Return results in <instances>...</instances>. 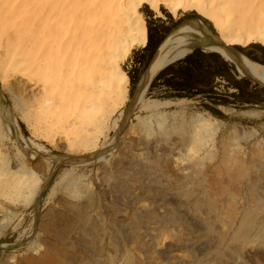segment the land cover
<instances>
[{"label": "rangeland", "instance_id": "1", "mask_svg": "<svg viewBox=\"0 0 264 264\" xmlns=\"http://www.w3.org/2000/svg\"><path fill=\"white\" fill-rule=\"evenodd\" d=\"M89 1L98 2L0 0V264H32L29 258L37 259L44 254L53 258L49 264H264V231L257 228L264 223V103L242 107L220 105L218 108L223 115H216L203 105L201 99L160 98L148 93L153 79L164 68L151 78L162 43L187 26L199 30L198 37L202 40L215 38L218 35L216 21H221L222 25L221 17L228 19L230 15L218 5L223 0H150L157 2V7L150 5L148 0L141 5L148 39L149 25L156 36L164 34L165 39L139 73L135 70L136 52L147 44L136 47L123 62L122 71L129 77L123 104L118 103L117 95L109 91L102 93L99 90L97 97L96 94L88 96L86 85L100 83V72L90 74L85 64L72 71L62 67L60 73L54 72L55 77L52 62L48 60L56 52L53 44L60 45L63 51L74 45L72 36L80 31L81 22L88 23L90 18L86 11L90 9ZM84 2L87 5H80ZM225 2L234 10L242 8L238 11L243 20L242 28L264 29V0ZM98 17L97 21L100 20ZM172 18H182L183 25L177 28ZM245 19L252 24L245 26ZM223 25L228 29L231 27ZM41 37L45 38L41 40ZM252 43L264 47L255 41L228 45L242 60L264 65L263 61L248 55L251 52L264 60V50L249 47ZM36 46L38 54L32 58ZM232 62L241 75L251 80L250 88L264 97V81L245 73ZM75 72L79 73L77 78ZM130 72L138 76L136 83L132 82ZM60 77L62 80L58 79ZM55 81L65 82V90L46 88L49 82L57 85ZM69 89L75 91L70 96ZM161 89L157 93H161ZM56 97L60 98L56 100ZM50 107H53L52 111ZM73 116L76 117L74 120ZM150 136L158 137L161 147L144 151L149 152V157L156 151L159 153L158 168L147 167L142 172L139 162V168L126 163V169L122 173L118 171L115 165L121 153L120 146ZM138 149V146L133 148L137 159L141 153ZM131 155L129 158L134 161ZM191 165L195 169H189ZM196 167L199 172L192 173L193 180L187 178L186 175L196 171ZM9 171L14 177H9L12 175ZM106 172L111 178L113 175V179L121 180L122 185L127 182L129 189L122 192L110 188L111 182L102 175ZM156 182L165 184L164 189ZM190 188L196 192L192 199L186 196ZM196 197L201 200L200 204L196 203ZM251 209L259 215L257 229L242 242H228ZM150 211L159 219H148L146 213ZM178 217L180 220L174 223ZM222 238H226L223 244Z\"/></svg>", "mask_w": 264, "mask_h": 264}, {"label": "bare ground", "instance_id": "2", "mask_svg": "<svg viewBox=\"0 0 264 264\" xmlns=\"http://www.w3.org/2000/svg\"><path fill=\"white\" fill-rule=\"evenodd\" d=\"M86 1V0H85ZM148 0H98V2H96L94 4V1L93 4L91 1V4L90 5V9L89 10H86L88 11V14L90 15V18L87 20L88 23H85V19L82 20L84 22H81V25L80 26V31L77 30L76 34H74V36H72L73 38L71 39L72 40V43L74 45H71L72 47L68 49H62V47L58 44H53L54 45V48H55V54L54 56L51 58H49L48 60H50V62H52V67H53V73L54 72H58L60 73L59 71L61 70V68H66L67 70H70L72 71L73 68L75 67H78V68H83L84 65L86 64L87 66V69L89 70L90 74H92L93 72H100V83L98 84H95V83H89L88 85H86L87 87V91H88V96L90 97L91 95H94L96 93H100V91H102V93H115L117 95V101L118 103H122V100L126 97L127 95V91H128V86H127V83L129 82V77L127 75V73L123 72L122 71V64L123 62L125 61V59L132 53V51L136 48V47H139V46H145L148 42V26H147V22L146 20L143 18V16L141 15L140 13V7L141 5L146 2ZM150 1V0H149ZM156 1V0H155ZM175 1V0H173ZM172 1V4H175L173 3ZM178 1V0H177ZM185 1V0H184ZM196 1V0H194ZM198 1V0H197ZM164 2V1H163ZM171 2V1H170ZM187 2V1H185ZM147 3V2H146ZM192 3V2H191ZM202 5L205 4L203 2H201ZM230 3V2H229ZM255 3V1H254ZM263 3V2H262ZM87 5L86 2H84L83 4H80V5ZM196 4V3H195ZM195 4H193L195 6ZM231 4V3H230ZM239 6H240V1H239ZM89 5L87 6L89 8ZM150 5L154 6V7H157L158 6V3L157 2H154V1H150ZM169 5V4H168ZM206 5V4H205ZM203 5V6H205ZM218 5H221L222 7H224V9L228 12H225L226 14H230L229 15V18L228 19H225L223 17L222 20H223V23L222 25L225 23L226 25H230V29H228L227 27H223L225 25H221V21H216V30L218 32V35H216L218 41H220L223 45L221 44H218V42H216V40H214V38L212 39H205V40H202L200 37H198L200 31L199 30H195L193 29L192 27H182L177 33L173 34L172 36H170L169 38H167L163 43H162V47L158 50L157 54H156V57H155V68L152 70L151 72V78L152 76H154L161 68L171 64L172 62H175L179 59H181L182 57H184L187 53L190 52V50L194 49L196 46H199L201 48H204V49H210L211 51H217L219 53H221L223 56H225L227 59H230L234 62L237 63V65L241 68V70H243L245 73L249 72L250 74H252L253 76H255L256 78L260 79V80H263L264 81V65H261V64H258V63H255L253 61H249L247 59H241L240 56L238 54H236L237 52L235 50L231 51L230 48H233L231 46H229L230 44H247L249 42H260L262 44H264V29L260 31H256L255 29L252 30L251 29H245V28H242V25L243 23H241L243 20L240 18V14H239V9H242V8H239L238 10L235 9L234 10V7L232 8L231 6H228L225 2V0L223 1H219ZM21 6V5H20ZM175 6V5H173ZM197 6H199L197 4ZM211 6V5H210ZM246 6V4H245ZM253 6V4H252ZM251 6V7H252ZM23 7V6H21ZM206 7V6H205ZM219 7V6H218ZM5 8V7H4ZM79 8V6H78ZM174 8V7H172ZM187 8V7H186ZM200 8V7H199ZM202 8V7H201ZM211 8V7H210ZM209 8V9H210ZM253 8V7H252ZM81 9V7L79 8ZM85 10V8H83ZM176 9V8H174ZM214 9V8H213ZM220 9V8H219ZM199 10V9H197ZM202 10V9H201ZM80 11V10H79ZM204 11V10H203ZM202 11V12H203ZM76 12V11H75ZM200 12V11H199ZM208 12V11H207ZM230 12V13H229ZM232 12V13H231ZM245 12V11H244ZM243 12V13H244ZM78 13V12H76ZM82 13V11L80 12ZM261 13V12H260ZM62 14V13H61ZM60 14V15H61ZM84 14V12L82 13ZM206 14V12H205ZM211 14H214V12H212ZM216 14V13H215ZM212 15V16H215ZM222 14V13H220ZM57 15V14H56ZM207 15H209L207 13ZM262 15V14H261ZM85 16L86 18H88V15H86V12H85ZM100 18L99 21H97V18ZM206 16V15H205ZM221 16V15H220ZM62 17V16H61ZM60 17V18H61ZM64 17V16H63ZM62 17V18H63ZM78 17V15H77ZM82 17V15H81ZM95 17V19H94ZM208 17V16H207ZM210 17V16H209ZM80 19V18H79ZM211 19V17H210ZM214 19V18H213ZM33 21V20H32ZM80 21V20H79ZM101 21V22H100ZM213 21V20H212ZM245 26H247V24H252V22L250 21H247L245 19ZM34 22V21H33ZM214 22V21H213ZM89 24V25H88ZM215 24V23H214ZM257 24V23H256ZM259 24V22H258ZM261 24V23H260ZM35 25V24H33ZM38 25V24H37ZM35 25V26H37ZM253 26V25H252ZM258 28L260 26H257ZM262 27V26H261ZM264 27V26H263ZM35 29V28H34ZM33 29V30H34ZM232 29V30H231ZM37 30V29H36ZM231 30V31H230ZM36 32V31H35ZM37 34V33H36ZM50 34V33H49ZM48 34V35H49ZM38 35V34H37ZM36 35V36H37ZM54 35V33H53ZM52 35V36H53ZM10 36V35H9ZM46 36V34H45ZM51 37V36H50ZM215 37V38H216ZM42 38H45V37H41V40ZM32 39V38H31ZM34 39V38H33ZM38 40V39H37ZM67 40V39H66ZM65 40V44L67 43ZM60 42V41H59ZM58 42V43H59ZM64 42V41H63ZM37 43V42H36ZM40 43V42H39ZM57 43V42H56ZM10 44V43H9ZM14 43H11L12 46ZM69 44V43H68ZM229 44V45H228ZM34 45V44H33ZM39 45V44H38ZM62 45V44H61ZM67 45V44H66ZM44 46H47L46 44ZM63 46V45H62ZM69 46V45H67ZM66 46V47H67ZM11 49H13L11 47ZM38 47H34L33 49V56L32 58H34L36 56V53L38 54ZM47 49L49 51V48L47 46ZM72 49V50H71ZM234 49V48H233ZM45 51V50H44ZM12 52V50H11ZM42 52V50H41ZM46 52V51H45ZM64 52L67 53V55L64 54ZM10 53V52H9ZM44 53V52H43ZM50 53V52H49ZM42 53H40L41 55ZM45 54V53H44ZM31 55V54H30ZM39 55V57H40ZM47 55V54H46ZM44 55V56H46ZM50 55V54H48ZM53 55V54H52ZM50 55V57L52 56ZM47 57V56H46ZM42 58V57H41ZM239 58V59H238ZM25 59V58H24ZM29 59V58H27ZM77 59V60H76ZM31 60V59H30ZM41 61V60H40ZM44 61V60H43ZM42 61V62H43ZM38 62V61H37ZM32 63V62H30ZM40 63V62H39ZM46 63V65H48L47 62H44ZM27 64V63H26ZM33 64V63H32ZM16 65V64H15ZM30 65V64H28ZM45 65V64H44ZM45 65V66H46ZM36 66V65H35ZM29 67V66H28ZM34 67V66H33ZM33 67H32V70H33ZM40 67V66H39ZM44 67V66H42ZM41 67V68H42ZM48 67V66H47ZM27 69V68H26ZM44 69V68H43ZM50 69H52L50 67ZM65 70V69H64ZM40 71V70H39ZM52 71V70H51ZM76 71V70H75ZM67 72V71H66ZM65 72V73H66ZM79 72V70H78ZM85 72V71H84ZM44 73V71H43ZM64 73V74H65ZM69 74V71L67 72ZM66 73V74H67ZM72 73V72H71ZM70 73V74H71ZM76 73V72H75ZM81 74V73H80ZM95 74V73H94ZM93 74V75H94ZM55 75V73H54ZM59 75V74H58ZM73 75V74H72ZM79 75V73H76L75 74V77L77 78ZM82 75V74H81ZM96 75H99V74H96ZM64 76V75H63ZM84 76V75H83ZM56 77V75H55ZM67 77V76H66ZM69 77V76H68ZM94 78V76H91ZM71 78V77H70ZM81 78V77H80ZM86 78V77H85ZM85 78L83 81H85ZM96 78V77H95ZM94 78V79H95ZM59 80H62V77L58 78ZM86 79H89V78H86ZM98 79V78H97ZM69 80V78H68ZM67 80V81H68ZM92 80V79H91ZM53 81V80H52ZM66 81V80H65ZM74 81V79H73ZM81 81V82H83ZM93 81V80H92ZM56 82V81H55ZM72 83V81H70ZM80 82V80H79ZM57 85L55 83L51 84V82L47 83L45 86L46 88L48 89H51V90H54V91H57L58 89L60 88H63L64 89V84L60 83V82H56ZM78 83V82H77ZM85 83H87L85 81ZM44 86V87H45ZM76 86V85H75ZM80 87H82L81 85H79ZM85 86V84H84ZM67 88V87H65ZM72 88H74V84L72 86ZM84 88V87H83ZM62 89H60L61 91ZM65 90V89H64ZM80 90V89H79ZM48 91V90H47ZM63 91V90H62ZM84 91V90H82ZM69 93V96L73 94V92H75L74 90H71L69 89L67 91ZM66 92V94H67ZM46 93V92H45ZM58 93V92H57ZM55 93V94H57ZM77 93V92H76ZM54 94V95H55ZM62 94V93H61ZM60 94V95H61ZM78 94V93H77ZM114 94V95H115ZM46 95V94H45ZM48 95V94H47ZM46 95L47 99H48V96ZM50 95V94H49ZM63 95V94H62ZM81 95V94H79ZM112 95V94H111ZM110 95V96H111ZM59 96V95H58ZM109 96V97H110ZM81 97V96H80ZM95 97H97V94L95 95ZM106 98V96H103V98ZM115 97V96H114ZM55 98V96L53 97ZM60 98V97H59ZM58 98V99H59ZM77 98V97H76ZM85 98V97H84ZM87 98V99H86ZM85 98V101L88 100V97L86 96ZM100 98V97H99ZM102 98V96H101ZM57 97H56V100H58ZM63 99V98H62ZM74 99L73 97L71 98V100ZM81 99V98H80ZM79 99V100H80ZM95 99V98H94ZM113 100L115 98H112ZM45 100V99H43ZM51 100V99H50ZM55 100V99H54ZM53 100V101H54ZM99 100V99H98ZM97 100V101H98ZM105 100V99H104ZM103 100V101H104ZM52 101V102H53ZM61 101V100H59ZM70 101V100H68ZM78 101V99H77ZM76 101V102H77ZM84 101V103H85ZM91 101V100H90ZM25 102V101H24ZM23 102V103H24ZM43 102V101H42ZM48 102V101H47ZM75 102V101H74ZM94 102V101H93ZM108 102V101H107ZM116 102V101H115ZM59 103V102H58ZM61 103V102H60ZM66 103V102H64ZM72 103H73V100H72ZM78 103V102H77ZM81 103V102H80ZM88 103V101H87ZM92 103V101H91ZM96 104V102H94ZM94 103H92L93 105H95ZM104 103V102H103ZM113 103V102H112ZM179 103V102H178ZM49 104V103H48ZM47 104V105H48ZM53 104V103H51ZM55 104V103H54ZM68 104V102H67ZM67 104H64V106ZM70 104V103H69ZM102 104V103H101ZM123 104V103H122ZM39 106L42 107L41 104H38ZM73 105V104H72ZM84 105V104H83ZM99 105V103H98ZM106 105V104H105ZM104 105V106H105ZM53 106V105H51ZM61 106V105H60ZM76 107L79 106L78 104L75 105ZM86 106V105H85ZM97 106V105H96ZM117 106V105H116ZM38 107V106H37ZM81 107V106H80ZM87 107V106H86ZM55 108V107H54ZM68 108V107H66ZM75 108V107H74ZM89 108V106H88ZM92 108V107H91ZM103 108V107H102ZM106 108V107H105ZM104 108V109H105ZM115 108V107H114ZM44 109V108H43ZM53 109V107H50L49 110ZM64 109V108H63ZM71 109V108H70ZM77 109V108H75ZM41 110V109H39ZM68 110V109H67ZM74 110V109H73ZM96 110V109H95ZM107 110L108 107H107ZM64 111V110H63ZM77 111V110H76ZM91 111V109H90ZM50 112V111H49ZM48 112V113H49ZM89 112V111H88ZM92 112V111H91ZM104 112V110H103ZM39 113V112H38ZM47 113V114H48ZM58 113V111L56 112ZM64 113V112H63ZM50 114V113H49ZM104 114V113H103ZM107 114V113H106ZM109 114V113H108ZM62 115V114H61ZM77 115V114H76ZM105 115V114H104ZM60 116V115H58ZM41 117H45V116H42ZM74 117L73 116V120H74ZM100 117V116H99ZM105 117V116H104ZM103 117V118H104ZM108 117V115H107ZM106 117V118H107ZM54 118V117H53ZM76 118V117H75ZM78 118V117H77ZM95 118V117H94ZM38 119V118H37ZM40 119V118H39ZM46 120H48L46 117H45ZM83 119V118H82ZM81 119V121H83ZM102 119V118H101ZM100 119V120H101ZM55 120V119H54ZM53 120V121H54ZM89 120V119H88ZM91 120V119H90ZM65 121V120H64ZM80 122V119L78 120ZM85 121V120H84ZM93 121V119H92ZM95 121V119H94ZM40 122V121H39ZM50 122V121H49ZM52 122V120H51ZM59 122V121H58ZM66 122V121H65ZM70 122V121H69ZM68 122V123H69ZM97 122V121H96ZM102 122V120H101ZM55 123V122H54ZM86 123H87V120H86ZM75 124V123H73ZM80 124V123H79ZM83 124V123H82ZM85 124V122H84ZM83 124V125H84ZM95 124V123H94ZM98 124V123H96ZM40 125V123H39ZM44 125V124H43ZM42 125V126H43ZM81 125V124H80ZM80 125H78V127H81ZM90 125V124H89ZM41 126V125H40ZM50 126V125H49ZM68 126V125H67ZM86 126V125H85ZM88 126V125H87ZM97 126V125H96ZM95 126V127H96ZM45 127V126H44ZM48 127V125H47ZM90 127V126H89ZM49 128V127H48ZM83 129V128H82ZM89 129V128H88ZM147 129V128H146ZM149 129V128H148ZM147 129V130H148ZM162 129V128H161ZM146 130L147 133H150ZM151 130V129H150ZM169 130V129H168ZM85 131H86V128H85ZM154 132V131H153ZM74 133V132H72ZM152 133V132H151ZM166 133V132H165ZM168 133V131H167ZM170 133V131H169ZM69 134V133H68ZM74 134H77V133H74ZM73 134V135H74ZM145 134V133H144ZM164 134V132H163ZM83 135V134H82ZM85 135V133H84ZM149 135V134H148ZM153 135H156V134H153ZM168 135V134H167ZM75 136V135H74ZM90 137V135H88ZM92 136V135H91ZM147 136V134H146ZM166 136V135H165ZM170 136V135H168ZM93 137V136H92ZM151 137V136H150ZM155 137V136H154ZM151 137V138H137V139H133L130 143H127L125 142L123 145H121L120 147L121 148V153L120 155L117 157L116 159V165L115 167L117 168L118 171H120L122 173L123 170L126 169L127 167V164L128 163L129 165L131 164H134L136 166H138V163L141 164L140 166V169L142 170V172H145V169L148 167L150 169L154 168L155 170L158 168L157 165H160V164H157L156 162L159 161L160 159V155L159 153L156 151L154 153V156H150L149 157V152H146L144 150H148L149 148H156L159 147V143H160V140L158 137ZM160 137H163V136H160ZM172 137V136H171ZM208 137V136H207ZM76 138H79L76 137ZM88 138V137H87ZM86 138V139H87ZM72 139V138H71ZM82 139L84 140L83 136H82ZM85 139V140H86ZM197 140V139H196ZM77 141V140H76ZM82 141V140H81ZM164 141V140H163ZM79 142V140H78ZM88 142V141H87ZM169 142V141H168ZM202 142V140H201ZM199 142V143H201ZM72 143V142H71ZM91 143V142H90ZM171 144H173L171 141L169 142ZM178 143V142H177ZM165 144V143H164ZM170 144V145H171ZM169 145V144H168ZM199 145V144H198ZM135 146H138L139 147V151L141 150V153L138 154V159L135 158L134 154H135V151L133 150V148H135ZM62 147V146H61ZM161 147V146H160ZM159 147V148H160ZM168 147V146H167ZM155 149V150H156ZM137 150V149H136ZM78 151V150H77ZM154 151V150H152ZM159 151V150H158ZM138 153V152H137ZM196 153V152H195ZM130 154H133L131 155V157L134 159L131 160L129 157H130ZM136 156V157H137ZM161 160V159H160ZM137 161V163L135 162ZM184 163V162H183ZM195 166V165H194ZM7 167V166H6ZM190 167V166H188ZM139 168V166H138ZM199 168V167H198ZM202 168V167H201ZM131 169H133L131 167ZM149 169V170H150ZM189 169H195L193 168V166L191 165V167ZM129 170V169H128ZM136 170V169H135ZM140 170V171H141ZM153 170V169H152ZM131 171V170H130ZM129 171V172H130ZM138 171V170H137ZM198 170H197V167H196V171L192 172L190 171V174L186 175L188 176L187 178L192 179V173H196ZM10 172V171H9ZM8 172V173H9ZM128 172V171H127ZM154 172V171H153ZM163 172V171H162ZM186 172V171H184ZM199 172V171H198ZM258 173H260L259 171H256ZM263 172V171H262ZM8 173H5V175H8ZM11 173V172H10ZM24 173V172H23ZM126 173V172H125ZM140 173V172H139ZM158 173V171H157ZM264 173V172H263ZM12 174V173H11ZM19 174V173H18ZM104 174V175H103ZM261 174V173H260ZM103 175V178L105 180H108V183L111 182V186L110 188H113L115 190H118V191H122L125 190L126 188H128L129 185H127L124 181L125 184L122 185L121 183V180H118L117 178H114L113 179V175H112V178L111 176L108 174V172L106 173H102ZM130 175V174H129ZM128 175V176H129ZM144 175V174H143ZM156 175V174H155ZM184 175V174H183ZM182 175V176H183ZM194 175V174H193ZM199 175V173H198ZM198 175H194V176H198ZM253 175V174H252ZM23 176V175H22ZM193 176V177H194ZM1 177V176H0ZM10 178L14 177L13 174L9 176ZM116 177V175H115ZM126 177V176H124ZM185 176H183L184 178ZM256 178V177H255ZM261 178V177H260ZM22 179V178H21ZM121 179V178H120ZM125 179V178H124ZM159 179V178H157ZM156 179V180H157ZM185 180V179H184ZM187 180V179H186ZM196 180V179H195ZM123 181V180H122ZM148 181V180H147ZM159 181V180H158ZM157 181V182H158ZM6 182H8L7 185L10 184V181L7 180ZM21 182V181H20ZM156 182V183H157ZM2 183V182H1ZM19 183V182H18ZM108 183H107V186H108ZM167 183V182H166ZM248 183V182H247ZM194 184V183H193ZM6 185V184H5ZM157 185L159 186L160 184L157 183ZM165 184H162L159 186V187H162L164 189V186ZM15 187L17 185H14ZM167 186V184H166ZM6 187V186H5ZM11 187V186H10ZM13 187V188H15ZM8 188V187H7ZM158 189V188H157ZM161 188H159L160 190ZM197 191V190H196ZM126 192V191H125ZM186 192V191H185ZM184 192V193H185ZM127 193V192H126ZM195 190L194 189H191L185 194L186 196L190 197V199L194 198L195 195ZM183 194V193H182ZM137 196V195H136ZM214 197V196H213ZM197 199V197H196ZM201 200L200 199H197L196 200V203H201L200 202ZM203 202V201H202ZM256 202V201H255ZM198 204V205H199ZM197 205V204H195ZM210 205V204H209ZM78 206V205H77ZM80 206V205H79ZM78 206V207H79ZM82 206V205H81ZM211 206V205H210ZM79 209V208H77ZM254 209V208H253ZM73 210V209H72ZM250 210V209H249ZM252 210V209H251ZM258 210V209H257ZM248 211V209H247ZM216 212V211H215ZM82 213V212H81ZM85 213V212H84ZM257 211L255 210H252V211H249L248 214L246 215V217H244L242 219V221H240V224L238 225V227L236 228L234 234L232 233V238L231 240H229L228 242H232V240H236V241H244L248 235L254 230V229H257L259 228L260 231H264V223H262L261 225L259 224L258 227L256 228L258 222H259V215H257ZM53 214V213H52ZM86 214V213H85ZM146 217L148 216V219H153V220H158L159 218L156 216V214L152 211L150 212H147L146 213ZM176 214V213H175ZM49 216V215H48ZM53 216V215H52ZM142 216L143 214L140 216V219L142 221ZM80 217V216H79ZM78 217V218H79ZM85 217V216H84ZM90 218V216H88ZM161 217V216H159ZM59 218V217H58ZM62 218V217H61ZM60 218V219H61ZM49 219V218H48ZM83 219V218H82ZM87 219V218H86ZM147 219V218H146ZM145 218L143 220H146ZM264 219V218H263ZM46 220V219H45ZM63 220V219H62ZM85 220V219H84ZM177 220H180L179 217L177 219H174V223L175 221ZM83 221V220H82ZM90 221V220H88ZM92 221V220H91ZM161 221V220H160ZM182 221V220H181ZM53 222V221H52ZM72 222V221H70ZM173 222V221H172ZM264 222V221H263ZM82 223V222H81ZM88 223V222H87ZM178 223V221L176 222ZM183 223V221H182ZM261 223V222H260ZM45 224V223H44ZM74 224V223H72ZM141 224V223H140ZM207 224V223H206ZM87 225V224H85ZM211 225V224H210ZM93 226V225H92ZM47 227V226H46ZM90 227V226H89ZM95 227V226H94ZM137 227V226H136ZM55 229V228H54ZM137 229V228H136ZM83 230V229H82ZM62 231V230H61ZM99 231V230H98ZM257 231V230H256ZM48 232V231H47ZM97 232V231H96ZM95 232V233H96ZM206 232V231H205ZM200 233V232H199ZM264 233V232H263ZM256 234V232H255ZM88 235V233H87ZM257 235V234H256ZM225 236V235H224ZM263 236V235H262ZM261 236V237H262ZM84 237V236H83ZM210 237V236H209ZM91 238V237H90ZM228 238V237H227ZM98 239V238H97ZM214 239V238H213ZM93 240H96V239H93ZM226 238H222L220 242H222L221 244H223L225 242ZM255 240V239H254ZM86 241V240H85ZM92 241V240H91ZM98 242V241H96ZM247 242V241H246ZM94 243V242H93ZM227 243V242H226ZM218 244V243H217ZM244 244V243H243ZM248 244V243H247ZM220 245V244H219ZM232 245V244H231ZM249 245V244H248ZM112 247V246H111ZM220 247V246H218ZM217 247V248H218ZM213 248V247H212ZM215 248V247H214ZM230 249V248H229ZM222 250V249H220ZM236 250V249H235ZM219 251V250H218ZM224 254V251H222ZM233 252V251H232ZM231 252V253H232ZM235 252V251H234ZM233 252V253H234ZM238 252V251H237ZM51 253V252H49ZM48 253V254H49ZM216 253V252H215ZM219 253V252H218ZM227 253V252H226ZM230 253V254H231ZM232 253V254H233ZM111 254V253H110ZM220 254V256L222 255ZM219 256V257H220ZM243 257V256H242ZM54 259H56L54 257ZM176 259V258H175ZM215 259H218L217 257ZM53 260V258L51 259L50 255H41V257L39 258H29V262L32 263V264H39V263H48ZM237 260H240V259H237ZM57 261V260H56ZM179 261V260H178ZM58 262V261H57ZM64 262V261H62ZM66 262V261H65ZM111 263V262H110ZM211 263H212V260H211ZM216 263V262H215ZM57 264V263H56ZM59 264V263H58ZM62 264V263H61ZM209 264V263H208ZM213 264V263H212ZM217 264V263H216Z\"/></svg>", "mask_w": 264, "mask_h": 264}, {"label": "trees", "instance_id": "3", "mask_svg": "<svg viewBox=\"0 0 264 264\" xmlns=\"http://www.w3.org/2000/svg\"><path fill=\"white\" fill-rule=\"evenodd\" d=\"M174 21L177 28L183 25L182 18ZM164 39V34L156 36L149 25L148 43L136 52V72L139 73L150 62ZM249 47L264 50L263 46L256 43ZM248 55L264 62L251 52ZM130 76L133 83L138 81V76L131 72ZM251 84V80L241 75L237 66L221 53L197 47L184 58L165 66L153 79L148 93L160 98L201 99L203 105L214 114L223 115L218 108L220 105L242 107L264 103V97L253 91ZM158 89L163 91L157 93Z\"/></svg>", "mask_w": 264, "mask_h": 264}, {"label": "water", "instance_id": "4", "mask_svg": "<svg viewBox=\"0 0 264 264\" xmlns=\"http://www.w3.org/2000/svg\"><path fill=\"white\" fill-rule=\"evenodd\" d=\"M214 40H216V42H218V44L223 45L220 41H218L217 37L214 38ZM159 46H160V45H159ZM230 50L233 51L234 49H233V48H230ZM246 73H247V72H246ZM247 74L252 75V74H250L249 72H248Z\"/></svg>", "mask_w": 264, "mask_h": 264}]
</instances>
